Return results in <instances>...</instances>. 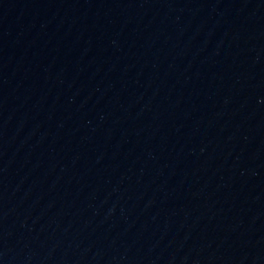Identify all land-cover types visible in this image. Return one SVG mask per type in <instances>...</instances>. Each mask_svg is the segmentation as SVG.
<instances>
[{
	"label": "water",
	"instance_id": "1",
	"mask_svg": "<svg viewBox=\"0 0 264 264\" xmlns=\"http://www.w3.org/2000/svg\"><path fill=\"white\" fill-rule=\"evenodd\" d=\"M0 264H264V0H0Z\"/></svg>",
	"mask_w": 264,
	"mask_h": 264
}]
</instances>
